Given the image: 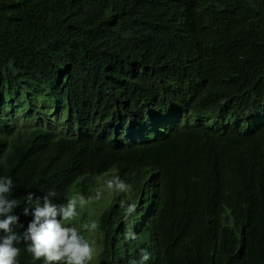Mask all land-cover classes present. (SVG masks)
<instances>
[{
	"label": "trees",
	"instance_id": "trees-1",
	"mask_svg": "<svg viewBox=\"0 0 264 264\" xmlns=\"http://www.w3.org/2000/svg\"><path fill=\"white\" fill-rule=\"evenodd\" d=\"M114 174L136 209L106 210L92 264H140L112 249L123 220L158 249L144 264H264V0H0L14 231L28 193L88 198Z\"/></svg>",
	"mask_w": 264,
	"mask_h": 264
},
{
	"label": "clouds",
	"instance_id": "clouds-1",
	"mask_svg": "<svg viewBox=\"0 0 264 264\" xmlns=\"http://www.w3.org/2000/svg\"><path fill=\"white\" fill-rule=\"evenodd\" d=\"M105 178L102 188H96L100 179ZM13 188L10 177L0 178V264H18L20 248L16 245L24 243L26 251L32 260L43 264H92L96 256L95 246L99 248L100 241L95 237L99 229L100 218L116 200L125 209L126 215L135 212L136 205L131 203V188L118 176L104 175L97 181L95 187H90L88 198L81 193L69 194L63 203H54L51 192L43 197L28 193L22 215L30 217L23 222V231H14V225L20 222V215L13 214L18 206L9 194ZM105 191V204L88 222L77 221L79 209L86 206L92 199L99 201ZM95 195V197H93ZM123 220L116 230L118 237L112 243L113 250H119L124 258L130 255L140 257V264L153 261L158 256L155 243L143 233V226L134 225L128 231ZM95 237V240H92Z\"/></svg>",
	"mask_w": 264,
	"mask_h": 264
},
{
	"label": "rangeland",
	"instance_id": "rangeland-1",
	"mask_svg": "<svg viewBox=\"0 0 264 264\" xmlns=\"http://www.w3.org/2000/svg\"><path fill=\"white\" fill-rule=\"evenodd\" d=\"M41 108L44 111H46L47 116L51 120L57 121L58 118L55 115V113L51 111V109H46L45 106H41ZM19 123L22 126H26V127H33L34 128V127L38 126L37 124H39V126L47 127L48 120L42 118L39 115L38 116H35L34 113H31L30 116H27L26 114L20 115V117H19ZM105 180H106L105 178L100 179L99 185L96 188V190L98 188H102L103 187V183H104ZM104 196H105V191H104V193H103V195H102V197H101V199L99 201L93 199V201H94V204L93 205L89 202L91 204V205L89 204V207L86 206L83 209H79L78 208V212L80 213V215L77 218V221H80V218L83 219V222L90 221L91 218L93 217V214L97 212L96 209H99L100 210L104 206V204H105ZM93 197H95V195ZM93 207H95L96 209L93 208ZM92 240H95V237H92ZM95 249H96V256H95L94 260H97L98 259V256L101 253V250L102 249L100 250V248H98L97 246H95Z\"/></svg>",
	"mask_w": 264,
	"mask_h": 264
}]
</instances>
